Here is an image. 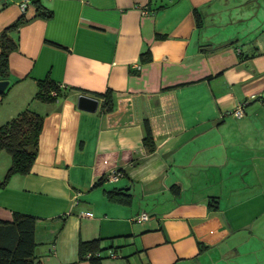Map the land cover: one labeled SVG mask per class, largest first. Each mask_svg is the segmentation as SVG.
Returning <instances> with one entry per match:
<instances>
[{"label": "crops", "instance_id": "obj_1", "mask_svg": "<svg viewBox=\"0 0 264 264\" xmlns=\"http://www.w3.org/2000/svg\"><path fill=\"white\" fill-rule=\"evenodd\" d=\"M17 1L0 0V34L25 18L8 30L16 47L0 124L29 106L43 126L30 171L0 186V219L38 217L40 264H92L77 259L78 243L98 236L95 264H264V10L252 12L256 1L38 0L50 16ZM46 75L66 88L52 101L34 97ZM107 89L112 108L103 110L96 93ZM81 92L98 98L94 111L77 106ZM9 163L1 149L0 178ZM113 188L130 201L109 197Z\"/></svg>", "mask_w": 264, "mask_h": 264}, {"label": "trees", "instance_id": "obj_2", "mask_svg": "<svg viewBox=\"0 0 264 264\" xmlns=\"http://www.w3.org/2000/svg\"><path fill=\"white\" fill-rule=\"evenodd\" d=\"M37 9L43 16H50L52 11L40 7L38 0ZM25 18L20 16L15 22L7 26L0 34V78L7 79L8 55L16 47V42L8 34L10 28L17 27ZM6 88L0 93H4ZM65 87L55 82L49 75L37 79V89L34 97L41 100L52 101L65 93ZM51 91H55L52 94ZM102 97V109L112 108V97L109 89L97 92ZM43 126V115L26 106L14 117L0 124V150H6L10 155V163L0 178V186H3L9 176L14 173H27L35 159L38 150L39 134ZM143 141L147 151L154 149L153 136L149 120L143 119ZM109 197L121 201H130L131 194L113 188L107 191ZM208 202L217 206L216 196H210ZM61 218L64 217L61 215ZM38 217L35 214L13 211L10 220L0 219V264H40L39 257L35 254V225ZM101 237L81 239L78 243L77 259H88L95 264L103 256L100 254Z\"/></svg>", "mask_w": 264, "mask_h": 264}, {"label": "water", "instance_id": "obj_3", "mask_svg": "<svg viewBox=\"0 0 264 264\" xmlns=\"http://www.w3.org/2000/svg\"><path fill=\"white\" fill-rule=\"evenodd\" d=\"M8 79L0 78V92L3 91L8 85ZM98 105V98L81 92L77 96V106L81 109L94 111Z\"/></svg>", "mask_w": 264, "mask_h": 264}, {"label": "built area", "instance_id": "obj_4", "mask_svg": "<svg viewBox=\"0 0 264 264\" xmlns=\"http://www.w3.org/2000/svg\"><path fill=\"white\" fill-rule=\"evenodd\" d=\"M18 5H19V8L21 9V11L24 12V10L26 9L27 5L31 2V0H18ZM52 94H55L56 92L55 91H51ZM242 106L241 105H237L235 107V109L233 110V113L237 116H240L242 114ZM104 162L107 161V159H104L103 160ZM117 175H119V172L118 171H115L113 170L112 173L110 174V177H113V178H116ZM87 215L91 216V212H85ZM140 218L144 219V218H147V214L146 213H141L140 214Z\"/></svg>", "mask_w": 264, "mask_h": 264}, {"label": "rangeland", "instance_id": "obj_5", "mask_svg": "<svg viewBox=\"0 0 264 264\" xmlns=\"http://www.w3.org/2000/svg\"><path fill=\"white\" fill-rule=\"evenodd\" d=\"M256 1V7H254V8H251V10H252V12L253 13H258V12H260V11H263L264 10V0H255ZM255 1H254V3H255ZM235 10H237V9H235L234 8V11ZM245 12V14H247V12L248 11H244ZM251 19H248L247 20V22H249V23H251ZM244 22V21H243ZM251 25V27H252V24H250ZM245 26V24L244 25H241V27L243 28ZM250 27V28H251ZM241 28V31L243 30V29H249V27H248V25H247V27H244L243 29Z\"/></svg>", "mask_w": 264, "mask_h": 264}]
</instances>
